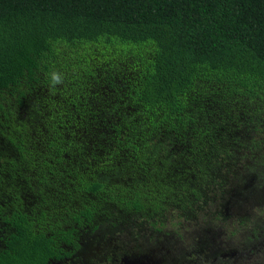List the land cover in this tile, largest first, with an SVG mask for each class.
Returning a JSON list of instances; mask_svg holds the SVG:
<instances>
[{
    "label": "trees",
    "instance_id": "1",
    "mask_svg": "<svg viewBox=\"0 0 264 264\" xmlns=\"http://www.w3.org/2000/svg\"><path fill=\"white\" fill-rule=\"evenodd\" d=\"M244 169L264 0H0V264L199 219Z\"/></svg>",
    "mask_w": 264,
    "mask_h": 264
},
{
    "label": "flooded vegetation",
    "instance_id": "2",
    "mask_svg": "<svg viewBox=\"0 0 264 264\" xmlns=\"http://www.w3.org/2000/svg\"><path fill=\"white\" fill-rule=\"evenodd\" d=\"M245 197L242 204L237 207L234 206L232 199H219L215 205L214 212L208 211L203 213L201 218L196 219L199 220L197 223L201 224L202 228H199L197 232L210 231L211 229L207 230V228L212 226V223L224 221L223 219L230 216L232 211L234 212L231 214V217L235 214V211H241L244 206L247 207L250 204L264 202V195L258 197L259 201H256L257 195L255 193H248ZM235 219L244 223V219L236 217ZM196 220L189 222L184 220L176 221L174 225L157 230L154 228L148 230L142 229L137 232L128 230L124 238L117 237L113 232L109 233L107 242H115V244L109 250H106L105 246L104 249L106 251L101 257L98 255L103 249L98 247V241L92 236V234L99 230L87 231L76 238V247L73 245H61L53 256L48 258L45 264H219L218 261H229L230 264H246L248 261L242 259V254L246 258H253L260 252L261 243H251L246 246L248 247V251L245 253L237 249L223 247L222 250L212 254L215 256H207L205 253H199L198 249L191 248L190 242H188L186 247H181L171 242L174 237L179 239V235L185 233L189 224ZM263 231L264 228L259 232L257 230L253 231L251 233L253 239L257 240L260 237H264ZM200 241L193 240L192 246L200 248ZM151 242H154V245L152 248H148ZM164 242L166 243L165 249L162 248ZM86 244L89 246L96 244L94 247L95 251L91 252L90 249H87L85 247ZM250 251L254 253L252 256L248 255Z\"/></svg>",
    "mask_w": 264,
    "mask_h": 264
},
{
    "label": "rangeland",
    "instance_id": "3",
    "mask_svg": "<svg viewBox=\"0 0 264 264\" xmlns=\"http://www.w3.org/2000/svg\"><path fill=\"white\" fill-rule=\"evenodd\" d=\"M247 164L248 162L244 165ZM262 177L263 180H259V177L257 178L254 176L253 171H247L245 169L241 173H236L234 177L229 178L226 182L224 199H232L234 201V206L237 207L242 204L248 193H255L257 195L256 201H259L258 197L264 195V174H262ZM233 212L234 211H232L231 214ZM231 214L223 219L224 221H215V223H212V226L207 228V230H211H206L207 232H203L202 230V232H197L199 231V228H202L201 224L197 223L199 220H196L189 224L185 233L179 235V239L174 237L171 242L175 243V245H180L181 247H186L188 242H190L191 248L198 249L199 253H205L207 256H215L212 254L216 251L222 250L223 247L237 249L238 251L245 253L248 251V247L246 246L249 244L261 243L260 252L256 257L246 258L244 257V254H242V259L248 261L246 264H264V237L255 240L251 235L253 231L257 230L259 232L264 228V202L250 204L247 207L244 206L241 211H235V214L232 217ZM235 217L238 219H244V223L239 222ZM109 233L111 232L101 229L92 234V236L98 241V247L103 249V251H100L98 255L99 257H101L106 250L111 249L115 244V242H107ZM195 239L201 240L199 244L201 246L200 248L192 246L193 240ZM153 245L154 242L149 243L148 248H152ZM165 245L166 243L164 242L162 248L165 249ZM95 246L96 244L90 246L88 244L85 245V247L90 249L91 252L95 251ZM105 246L106 250L104 249ZM253 254L252 251L248 253L249 256H252ZM218 262L219 264H230L229 261Z\"/></svg>",
    "mask_w": 264,
    "mask_h": 264
},
{
    "label": "clouds",
    "instance_id": "4",
    "mask_svg": "<svg viewBox=\"0 0 264 264\" xmlns=\"http://www.w3.org/2000/svg\"><path fill=\"white\" fill-rule=\"evenodd\" d=\"M63 83V75L59 72L53 71L50 74V84L52 87H55V85H59Z\"/></svg>",
    "mask_w": 264,
    "mask_h": 264
}]
</instances>
